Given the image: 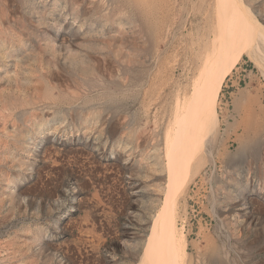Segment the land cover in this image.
<instances>
[{
  "label": "rangeland",
  "instance_id": "374dc122",
  "mask_svg": "<svg viewBox=\"0 0 264 264\" xmlns=\"http://www.w3.org/2000/svg\"><path fill=\"white\" fill-rule=\"evenodd\" d=\"M217 1L0 0V264L147 263L176 105L216 67ZM262 65L226 78L264 105ZM226 78L179 167L183 264H264V112L229 116Z\"/></svg>",
  "mask_w": 264,
  "mask_h": 264
},
{
  "label": "bare ground",
  "instance_id": "6f19581e",
  "mask_svg": "<svg viewBox=\"0 0 264 264\" xmlns=\"http://www.w3.org/2000/svg\"><path fill=\"white\" fill-rule=\"evenodd\" d=\"M215 5V30L209 43H216L209 53L217 57V68L204 77L203 84H196L191 93L177 101L173 123L165 139L167 159L163 196L140 252V259L147 260L146 264H183L185 237L176 225L175 210L188 168L182 167L186 169L182 170L185 173L181 176L179 167L188 154L203 148L209 135L216 130L218 95L237 58L245 55L263 68L264 23L260 17L246 0H218Z\"/></svg>",
  "mask_w": 264,
  "mask_h": 264
},
{
  "label": "crops",
  "instance_id": "0c3cea01",
  "mask_svg": "<svg viewBox=\"0 0 264 264\" xmlns=\"http://www.w3.org/2000/svg\"><path fill=\"white\" fill-rule=\"evenodd\" d=\"M243 72V71H242ZM240 75L233 73L228 76L224 83L226 93L229 94L227 104L229 105V116H235L237 122H244L246 117L258 118L259 111L264 112V105L261 102L257 85L240 87L236 85ZM248 76V74H246ZM247 121V120H246Z\"/></svg>",
  "mask_w": 264,
  "mask_h": 264
}]
</instances>
